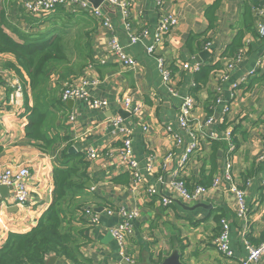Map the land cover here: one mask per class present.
<instances>
[{"label": "crops", "instance_id": "obj_1", "mask_svg": "<svg viewBox=\"0 0 264 264\" xmlns=\"http://www.w3.org/2000/svg\"><path fill=\"white\" fill-rule=\"evenodd\" d=\"M25 1L0 2V17L13 37H16L15 30L29 31L30 19L23 10ZM116 1V5L103 8L110 29H102L98 24L97 28L96 25L93 27L96 31L92 42V66L86 67L76 80L84 83L80 87L91 98L105 100L107 106L92 110L81 100L75 101L71 108L66 105L67 128L60 133L61 137L69 139L74 153L90 149L97 154L96 159L87 160L88 182L92 184L89 188L86 187L88 182L85 185L87 204L95 208L105 205L113 211L111 215L101 213L99 224L88 226V241L80 252L91 264H129L119 255L118 244L110 232L115 224L125 219L119 214L121 211L126 216L132 212L136 215L127 219L133 228L125 245L126 255L133 261L130 264H160L174 251L180 255L182 264H239L248 254L247 244L256 246L264 239V149L261 144L264 139V36L257 33L262 17L257 13L261 11L264 16V0H163L161 6L156 5L157 0ZM215 4L210 23L206 11ZM245 5L251 7L254 14L253 26L244 33L242 56L235 62L234 56L242 48L230 57H222V54L241 30ZM80 10L76 12H85ZM168 11L177 12L179 22L155 56L148 55L145 48L152 43L151 30L159 15ZM127 23L130 32H139L146 27L149 33L129 45ZM110 36L134 57L135 71L123 69L108 56L104 40ZM191 36L194 39L188 41ZM206 43L208 49H205ZM204 51L211 56L197 61ZM157 55L170 69L167 85L158 71ZM101 60L106 62L101 64ZM260 62L262 65L258 67ZM7 63L15 64L14 57L0 55V146L3 148L0 171L10 166L29 169L27 207L24 210L12 207L6 214L11 221L8 232L26 233L51 203L52 170L59 164V153L65 147L57 145L44 152L25 139L27 120L23 102L10 103L12 90L9 84L13 76L17 77L13 71L5 69ZM182 63L199 65L200 69L203 65L218 64V68L211 71L206 83L197 88L195 73L181 69ZM249 72L253 75L249 76ZM187 95L195 99L193 119L202 127V134L197 150L180 168L184 146L194 143L192 136L176 123L182 98ZM124 100L129 101V108L124 106ZM129 109H136V112L130 114ZM224 109L227 111L223 112ZM120 110L128 112L129 116L119 114ZM116 117L132 130L131 150L137 164L143 166L151 160L152 173L146 178L157 191L153 197L148 196L143 187L137 193L128 191L130 176L119 166L121 135L112 123ZM207 119H211V123L204 125ZM224 121L233 129L232 139L236 146L232 155L231 181L209 190L199 202H183L168 189L167 183L178 172L192 186L213 165L217 166V171L222 168L227 145L224 142L225 149H221L208 136L222 135L226 130L220 128ZM173 134L181 137L180 145H176ZM69 149L68 153L72 154ZM169 153L172 156L163 167V159ZM230 184L244 193L242 215L236 213L237 199L229 192ZM160 196L171 199L172 205L164 206ZM2 198H11V191ZM200 204L205 207H197ZM221 218L230 225V258L221 255L212 244L218 235ZM73 225L81 224L74 222ZM6 234L0 232V246ZM50 263L73 264L54 255L46 259L45 264ZM253 264H264V254Z\"/></svg>", "mask_w": 264, "mask_h": 264}, {"label": "trees", "instance_id": "obj_2", "mask_svg": "<svg viewBox=\"0 0 264 264\" xmlns=\"http://www.w3.org/2000/svg\"><path fill=\"white\" fill-rule=\"evenodd\" d=\"M215 8L216 4L206 11L210 23L213 21L211 13ZM250 9L251 7L244 6L241 30L227 46L222 57H230L244 47L241 41L243 35L253 26L254 14ZM24 14L30 19L29 31L24 33L15 30L16 37L8 32V26L0 17V55L14 57L15 64L7 63L5 69L14 72L22 88L23 109L27 120L24 136L44 152L53 150L57 145L65 148L59 153V164L52 170L51 203L28 232L7 235L0 246V264H45L46 259L52 255L73 264H91L80 252L88 241L86 233L89 230L87 221L81 216L83 209L89 207L85 187L89 180L88 161L83 152L69 154L70 141L67 137L60 136L67 128L68 120L67 108L61 101L60 94L65 83L80 78L84 69L89 64L92 65V42L96 31H93V27L96 25L97 28V23L86 11L71 12L63 7H58L43 18H35L25 10ZM193 39L191 36L188 41ZM203 66L194 75V85L197 88L198 85H204L209 73L218 68V64ZM229 126L224 121L220 128L225 130ZM232 142L234 144L233 139ZM213 143L225 149L224 142ZM2 152L3 148L0 146V156ZM216 168L214 165L210 167L194 185L211 188ZM186 185L191 188L187 183ZM101 207L108 208L105 205ZM74 222L81 225L74 226ZM218 229L220 230V225Z\"/></svg>", "mask_w": 264, "mask_h": 264}, {"label": "built area", "instance_id": "obj_3", "mask_svg": "<svg viewBox=\"0 0 264 264\" xmlns=\"http://www.w3.org/2000/svg\"><path fill=\"white\" fill-rule=\"evenodd\" d=\"M116 0H103L101 5L98 8H93V6L87 0H26L24 3V10L35 18H43L47 15L53 13L58 7H63L66 10H71V12H76L77 9L85 10L88 15L96 21L102 29H110L109 18L106 14L103 13V8L105 6L116 5ZM163 0H157L156 5L161 6ZM254 11V8H253ZM261 15L259 21L260 23L257 26V33L259 36H264V16L261 14V11L257 13ZM179 16L175 11H168L159 15L158 21L151 30L152 34V43L151 45L145 48L146 53L151 56H155V52L165 45L167 36L171 30L178 24ZM127 31L129 32V45H134L139 39H143L149 33L146 27L141 28L139 32H130V26L126 24ZM208 43L205 44V49H208ZM104 47L106 48V53L114 61L115 64L120 65L123 69L128 71H135L137 69V62L133 56L128 54L123 50L121 45L118 43L117 39L114 36L105 38ZM243 48L234 56L233 61L238 62L242 56ZM157 61V68L160 75L163 78V82L167 85L170 82L171 73L169 67L166 65L163 58L159 55L155 57ZM106 60H101L99 63L104 64ZM232 64V63H230ZM258 67H261L262 63L258 64ZM92 65L89 64L88 67ZM181 69L196 73L200 70L199 65L189 66L185 63L181 64ZM253 75V72L248 74ZM79 79V78H78ZM77 80V79H76ZM76 80L71 83H65L64 88L60 94L61 101L66 104L68 101L77 100L84 101L87 106L92 110L102 109L107 106L105 100H97L90 97L88 92H85L83 87H80L82 82H77ZM10 89L12 90V95L10 96V103L18 105V101L22 102V88L20 82L14 78L11 79L9 84ZM169 92L172 93V90L169 89ZM124 106L129 108V101L124 100ZM21 105V104H20ZM196 102L192 96H185L182 98L180 105L179 115L177 117L176 123L177 126L182 128L185 132L189 133L194 143L187 144L184 146L183 153L180 158V168H182L188 161L189 156L197 150L199 146V136L202 134V127L199 126L197 122H194L193 119V110L195 108ZM130 114L136 112V109H129ZM227 109H224L223 112H226ZM113 125L116 127L117 132L121 135V139L118 144V154H119V166L125 168L130 176V186L128 191L131 193H137L138 190L143 187L145 193L153 197L157 194V191L154 186L147 183L146 175L152 173L151 160L145 162L143 166L137 164V161L134 159L131 150V135L132 130L123 124V120L119 117L113 119ZM211 123V119H207L204 125ZM146 129V128H143ZM168 130H170L168 128ZM175 140L176 145H180L182 139L177 134L172 136ZM233 129L229 126L222 135L210 134L209 139L214 141H223L227 145V149L223 156V166L215 174L213 184L211 188H204L198 185H193L191 188H188L185 181L179 176L178 172H175L171 180L167 183L168 189L183 202L196 203L202 200V198L207 194L211 189L218 188L221 183L225 184L226 182L231 181V166H232V155L234 152V144L232 143ZM261 144L264 149V139L261 141ZM87 160L96 159V153L92 150L83 151ZM171 154H167L163 159V167H165L170 158ZM30 172L27 167L24 166H10L2 169L0 171V186L10 187L11 188V198H2L0 197V232L6 234L4 239H6L9 233V224L10 220L7 217V212L16 207L17 209L24 210L27 207L29 202L30 190H29V181H30ZM229 192L233 193L237 199V209L236 213L242 215L245 211L244 207V193L239 190L234 184H230ZM160 201L164 206L172 205V200L169 198H164L160 196ZM101 208V213L105 212L107 215L113 214V211L109 208ZM97 207L89 206L83 209L81 216L88 223V226L92 227L99 224V216L101 213L95 211ZM119 214L125 218L123 221L115 224L111 229V235L114 240L117 242L119 247V255L127 263H133L127 257L126 253V242L132 236L133 228L128 222V218L135 217V213L126 216L123 212ZM229 236H230V225L225 218L220 219V230L218 235L214 237L212 244L215 246L217 251L223 255L225 258H230L232 256V251L229 245ZM248 254L243 258L239 264H253L259 260V258L264 254V239L256 246L247 244Z\"/></svg>", "mask_w": 264, "mask_h": 264}, {"label": "water", "instance_id": "obj_4", "mask_svg": "<svg viewBox=\"0 0 264 264\" xmlns=\"http://www.w3.org/2000/svg\"><path fill=\"white\" fill-rule=\"evenodd\" d=\"M87 1L93 6V8H98L101 5V3L103 2V0H87ZM209 56H211V54L207 51H204V52L199 54V58L197 59V61H199L200 58L204 60L205 57H209ZM65 105H67L69 108H71L73 105V101H68V102H66ZM119 114L124 115L125 117L129 116L128 112L126 113L122 110H120ZM69 152L74 153L75 149L73 147H70ZM91 185L92 184L90 182H88L86 187L89 188V187H91ZM10 190H11L10 187L0 186V196L6 197ZM197 207H205V205L200 204ZM95 211L98 213H101V208H97V209H95ZM51 263H53V262H51ZM160 264H182V262L180 260V255L178 254V252L174 251L168 258H165L164 260H162V262Z\"/></svg>", "mask_w": 264, "mask_h": 264}]
</instances>
